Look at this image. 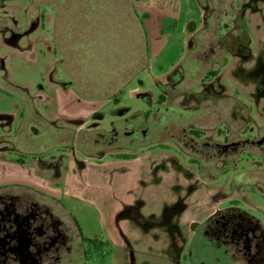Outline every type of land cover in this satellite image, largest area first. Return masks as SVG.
I'll return each mask as SVG.
<instances>
[{"label": "rangeland", "instance_id": "374dc122", "mask_svg": "<svg viewBox=\"0 0 264 264\" xmlns=\"http://www.w3.org/2000/svg\"><path fill=\"white\" fill-rule=\"evenodd\" d=\"M128 1L158 8L168 4L164 14L170 18L154 13L162 32L171 36L161 57L163 63L159 60L149 72H138L140 65L131 67L132 52L124 41L121 23V30L117 29L121 34L117 42H123L118 51L119 71H123L122 78L130 71L136 76L108 99L106 80L112 76L106 79L107 71L98 70L106 68V25L117 28V21L106 17L105 0L58 1L64 8L59 15H65L66 21L58 27L61 38L71 41L64 53L57 45L43 42L51 35L40 27L44 12L49 18L48 11L61 9L55 0H0V184L26 185L74 201L86 231H105L106 258L88 264H189L183 261L186 249L182 246L188 226L202 221L215 208H239L264 226V149L255 147L252 156L238 157L235 169L218 178L208 170L200 177L198 168L176 150H109L98 159L89 158L81 150L82 134L96 128L109 130L114 121L145 113L147 105L138 94H148L156 103V98L170 90L169 85L183 78V62L187 69L180 90L199 92L201 80L208 85L210 73L204 75L209 65L204 73L188 69L189 62L203 50L201 44L190 45L196 33L202 46L215 35L236 40L230 50L223 49L222 61L214 68L221 92L202 105L197 121H205L206 129H213L210 136L227 121L239 134L247 130V124L240 116L231 119V112L244 109L252 119L250 134L255 139L263 136L264 0ZM207 16L211 31L201 29ZM186 21L184 43L181 31ZM64 63L70 64L71 74L63 71L68 67ZM114 64L106 69L114 70ZM56 76L60 78L57 82ZM183 104L198 107L194 100ZM89 108L95 112L84 114ZM158 140L165 141L166 136ZM85 151L95 153V148ZM54 168L58 178L53 176Z\"/></svg>", "mask_w": 264, "mask_h": 264}, {"label": "flooded vegetation", "instance_id": "af4514ba", "mask_svg": "<svg viewBox=\"0 0 264 264\" xmlns=\"http://www.w3.org/2000/svg\"><path fill=\"white\" fill-rule=\"evenodd\" d=\"M210 20L207 16L201 28L203 31H211ZM191 37L194 39L190 40V45L201 44L203 50L189 62L188 69L204 73L209 65L204 76L210 73V83L207 85V80H201L199 92L180 90L187 69L183 62V78L169 85L170 90L156 98V103L148 94H138V99L147 105L145 113L136 114L132 120L114 121L109 130L96 128L92 133L85 131L82 134L85 135L81 147L83 154L98 159L109 150H176L189 161V165L198 168L200 177L208 170L209 175L218 178L222 173L235 169L238 157L252 156L251 151L255 147L264 149V135L256 140L253 132L250 134L248 126L252 119L248 112L244 113L242 106L241 113L231 112V119L238 120L240 116L247 124L245 132H234L227 121L224 128L219 125L215 135L210 136L213 129L209 131L205 121L202 124L197 121L202 116V105L212 95L221 92L216 87L218 77L214 68L222 61L223 49L230 50L236 40L215 35L202 46L197 42L196 33ZM214 72L215 76L212 75ZM189 100L196 101L198 107L190 108L183 104ZM161 136H166V140L159 141ZM164 143L167 148L158 147L164 146ZM90 147L95 148V153L85 151ZM213 169L217 170L214 175ZM52 171L54 178H58L57 169ZM69 200L26 185L0 184V264H88L105 259V231H86L79 220L75 202ZM188 230L182 243L186 249L184 262L264 264V226L239 208H215L202 221L190 223Z\"/></svg>", "mask_w": 264, "mask_h": 264}, {"label": "crops", "instance_id": "0c3cea01", "mask_svg": "<svg viewBox=\"0 0 264 264\" xmlns=\"http://www.w3.org/2000/svg\"><path fill=\"white\" fill-rule=\"evenodd\" d=\"M59 0H55V5L60 6L61 9L56 8L53 10L48 11L49 12V18L46 16V12H44L43 18L45 19L41 26L44 30H47L49 34L51 35V38L49 39V36L46 35L44 39V43L47 45L54 44L59 49L62 50L64 48H69V45L71 41H63L64 38H61L63 32L59 30L58 27H60V23L66 24V21L64 18H62L65 15H59V11H64V8L62 7L61 3H58ZM107 7H106V17L108 19H111V17L116 19L117 21V28H115V24L113 25H106V41L108 44H106V68L111 67L114 64V70L113 69H106L102 70L99 68V71H107L106 73V79L107 76L111 75L112 77L110 79L106 80V98L112 99L113 97L117 96V94L122 90L121 85H126L130 83L135 74H131L127 72V76L125 78H122V72L119 71V52L121 50L120 44L123 42H117L119 36L121 35L120 31L121 23H124V26L122 28V32L124 35V41H127L126 43L130 47V51L132 52L131 57V67L136 68L140 65L138 72H149L152 69V65L157 62V65L160 63H163L162 61V54L165 51L166 45H168L167 38L171 36V34L168 31L162 32L161 30V22L159 21L158 14L154 12H160L162 15H165L164 12H167L168 4H166V9L163 7L158 8V6H155V4L151 3H144L142 1H128V0H105ZM153 2V1H152ZM109 4L113 5L112 9L109 8ZM107 9H110L113 11V15H109L112 11H107ZM166 17H169L168 15H165ZM123 18V21H122ZM170 18V17H169ZM64 20L63 22H60ZM121 20V22H120ZM188 22L183 23V29L184 32L181 31V34L184 35V43L187 39L186 36V30H187ZM119 29V30H117ZM182 29V30H183ZM68 31V30H67ZM69 32V31H68ZM67 33V32H65ZM115 36V39H111L110 36ZM191 36V35H189ZM126 44V45H127ZM71 46V45H70ZM116 51V54L112 53ZM119 51V52H118ZM137 51V52H136ZM136 52V53H135ZM64 53V52H63ZM138 54V56H136ZM111 55L114 57L112 59ZM108 58H110V62H108ZM68 60H71L68 58ZM161 60L162 62H160ZM100 62V60H98ZM160 62V63H159ZM96 63V60H94V63ZM100 64L105 65L104 62H101ZM176 64V63H175ZM174 64V65H175ZM68 65V67H63V71H65V74H71L70 64L64 63V66ZM58 69H60L61 66H57ZM56 67V68H57ZM126 68V67H125ZM131 68V69H132ZM160 67H158L159 69ZM169 70V69H168ZM62 71V72H63ZM56 72V71H55ZM57 75L59 73H56ZM63 74V73H62ZM114 75V76H113ZM57 78L55 81H59L60 78L56 76ZM67 82L70 83V80H67ZM65 99V98H64ZM70 102V101H69ZM62 112V113H61ZM94 109L86 110L84 114L89 115V113H94ZM65 113L64 109L60 111V114L63 115ZM82 114V115H84ZM76 117H81L80 115Z\"/></svg>", "mask_w": 264, "mask_h": 264}, {"label": "trees", "instance_id": "16d2710c", "mask_svg": "<svg viewBox=\"0 0 264 264\" xmlns=\"http://www.w3.org/2000/svg\"><path fill=\"white\" fill-rule=\"evenodd\" d=\"M212 75L215 76L216 75V72L212 73Z\"/></svg>", "mask_w": 264, "mask_h": 264}]
</instances>
